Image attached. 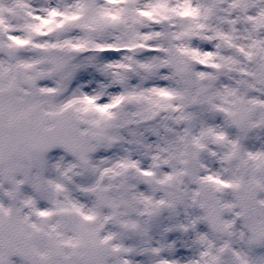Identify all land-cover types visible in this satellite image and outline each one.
<instances>
[{
  "label": "snow or ice",
  "instance_id": "6c2138e0",
  "mask_svg": "<svg viewBox=\"0 0 264 264\" xmlns=\"http://www.w3.org/2000/svg\"><path fill=\"white\" fill-rule=\"evenodd\" d=\"M0 264H264V0H0Z\"/></svg>",
  "mask_w": 264,
  "mask_h": 264
},
{
  "label": "flooded vegetation",
  "instance_id": "af4514ba",
  "mask_svg": "<svg viewBox=\"0 0 264 264\" xmlns=\"http://www.w3.org/2000/svg\"><path fill=\"white\" fill-rule=\"evenodd\" d=\"M14 259H16V258H14Z\"/></svg>",
  "mask_w": 264,
  "mask_h": 264
}]
</instances>
